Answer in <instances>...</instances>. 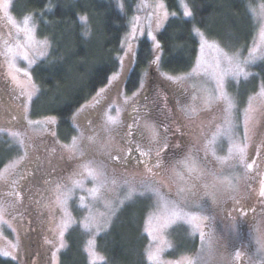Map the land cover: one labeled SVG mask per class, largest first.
Masks as SVG:
<instances>
[{
    "label": "rangeland",
    "instance_id": "obj_1",
    "mask_svg": "<svg viewBox=\"0 0 264 264\" xmlns=\"http://www.w3.org/2000/svg\"><path fill=\"white\" fill-rule=\"evenodd\" d=\"M127 1L134 9L120 69L75 112V135L66 140L55 117H34L32 71L50 42L33 14L16 15L14 0H0V136L15 150L0 170V256L58 264L77 227L87 262L101 264L97 239L125 206L147 201L150 264H264V83L254 69L264 63V0H247L257 26L248 53L194 25L198 58L180 75L163 69L159 43L174 13L164 0H117L123 11ZM177 2L192 21L187 1ZM142 38L152 64L128 94ZM131 123L140 158L130 163ZM38 163L48 179L24 191Z\"/></svg>",
    "mask_w": 264,
    "mask_h": 264
},
{
    "label": "trees",
    "instance_id": "obj_2",
    "mask_svg": "<svg viewBox=\"0 0 264 264\" xmlns=\"http://www.w3.org/2000/svg\"><path fill=\"white\" fill-rule=\"evenodd\" d=\"M164 1L174 13L159 35L162 67L166 72L180 75L194 68L199 54L194 25L227 50L248 53L253 47L257 26L247 0H186L192 21L181 16L177 0ZM13 5L16 15L33 14L40 37L50 42L48 57L39 61L32 71L39 89L33 109H40L34 112V117H55L57 136L69 140L75 135L71 123L75 112L95 97L120 69L133 5L127 1L125 11L117 0H14ZM151 64V43L142 38L135 67L126 82V93L136 92L142 72ZM254 69L260 71V80L264 83V63ZM153 96L152 91L150 98ZM11 144L0 136V170L15 155ZM39 163L24 191L43 188L41 180L48 179V171ZM149 209L148 202L142 201L125 206L119 212L109 230L97 239L104 257L101 264H150L146 256L148 238L144 232ZM66 237L67 245L59 253L58 264H89L83 251L84 233L74 227ZM0 264L18 263L0 256Z\"/></svg>",
    "mask_w": 264,
    "mask_h": 264
},
{
    "label": "flooded vegetation",
    "instance_id": "obj_3",
    "mask_svg": "<svg viewBox=\"0 0 264 264\" xmlns=\"http://www.w3.org/2000/svg\"><path fill=\"white\" fill-rule=\"evenodd\" d=\"M137 135H139L138 127H136L134 125V123H131V125H128L127 130L125 127L124 138L126 140L127 139L130 140V142H131V145H129L131 152H130V156L128 157V160L130 163L135 161L136 158H138V159L140 158V155L138 153H136V151H135V147H136L135 143L137 141V138H136ZM133 157H136V158L134 159Z\"/></svg>",
    "mask_w": 264,
    "mask_h": 264
},
{
    "label": "snow or ice",
    "instance_id": "obj_4",
    "mask_svg": "<svg viewBox=\"0 0 264 264\" xmlns=\"http://www.w3.org/2000/svg\"><path fill=\"white\" fill-rule=\"evenodd\" d=\"M5 8H7V5H5ZM249 168L252 167V165H248ZM261 195H264V191L261 192ZM195 219V217H193ZM259 243H261V246L264 247V238L258 240Z\"/></svg>",
    "mask_w": 264,
    "mask_h": 264
}]
</instances>
